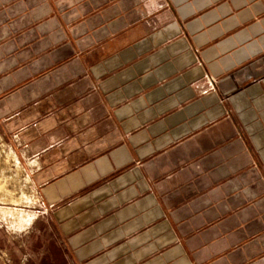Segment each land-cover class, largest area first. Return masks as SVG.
I'll return each mask as SVG.
<instances>
[{"label": "crops", "instance_id": "crops-1", "mask_svg": "<svg viewBox=\"0 0 264 264\" xmlns=\"http://www.w3.org/2000/svg\"><path fill=\"white\" fill-rule=\"evenodd\" d=\"M80 1V39L0 93L1 135L65 253L73 264H264V0ZM196 81L216 89L196 98ZM227 97L248 100L233 105L258 134L242 139L241 180L171 201L153 163L214 144L197 135Z\"/></svg>", "mask_w": 264, "mask_h": 264}, {"label": "rangeland", "instance_id": "rangeland-1", "mask_svg": "<svg viewBox=\"0 0 264 264\" xmlns=\"http://www.w3.org/2000/svg\"><path fill=\"white\" fill-rule=\"evenodd\" d=\"M81 5L80 0H0V93L7 76L33 66L40 69L39 64L49 54L65 53L68 38L80 39L75 29L90 20L78 16L82 13ZM190 89L198 98L216 88L207 81H196ZM259 100L249 101L257 105ZM241 101L248 100L244 97L217 99L215 123L197 135L201 143L210 140L214 144L201 146V152H195L193 158L185 161L165 157L153 163L151 178L163 187L165 197L175 202H193L206 196L203 192L212 185H238L241 174L237 171L246 165L241 161L242 139L264 134L263 130L246 134L242 113L233 105ZM192 121L185 120V124ZM229 139L234 142H228ZM7 144L0 132V209L26 212L33 215V220L27 226L7 225L0 217V264H73L30 187L22 162L16 161L14 150ZM254 155L250 152V169L257 164ZM260 171L259 176L264 177V168ZM254 184L250 182L249 186Z\"/></svg>", "mask_w": 264, "mask_h": 264}, {"label": "bare ground", "instance_id": "bare-ground-1", "mask_svg": "<svg viewBox=\"0 0 264 264\" xmlns=\"http://www.w3.org/2000/svg\"><path fill=\"white\" fill-rule=\"evenodd\" d=\"M0 217L6 222L7 225L10 224H23V226L29 225L33 220V215L21 212L20 210H10L1 208Z\"/></svg>", "mask_w": 264, "mask_h": 264}]
</instances>
